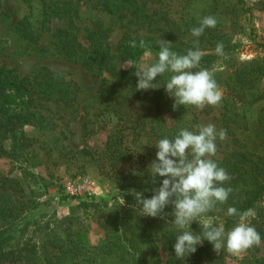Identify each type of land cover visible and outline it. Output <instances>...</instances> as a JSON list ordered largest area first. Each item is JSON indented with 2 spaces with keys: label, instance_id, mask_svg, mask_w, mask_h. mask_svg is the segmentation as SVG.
<instances>
[{
  "label": "rangeland",
  "instance_id": "374dc122",
  "mask_svg": "<svg viewBox=\"0 0 264 264\" xmlns=\"http://www.w3.org/2000/svg\"><path fill=\"white\" fill-rule=\"evenodd\" d=\"M134 1L141 8L142 15H149L154 21L158 20L157 24L166 32L170 29L169 22L178 21L181 16L202 8V18L212 16L217 20L214 28H208L213 36V44L207 46L210 50L204 51V54L215 53L218 42L223 43L224 53L229 51L228 56L218 59L209 70L213 72L223 93L218 105H206L202 110L195 106H185L186 112L178 114L180 117L177 123L170 116L166 117L165 113L158 117L153 103L143 100L135 93L134 87L138 82L136 76L135 86L128 83L127 88L124 85L114 88L115 82L106 71L97 72L84 68L60 53L56 32L67 26L61 15L51 19L49 28L39 35L37 41L30 42L20 35L16 25L20 19L33 12V8L37 17L40 4L35 2L32 8L23 0H1L0 65L14 70L20 76H30L38 68L45 67L62 73L79 88L75 101L69 105L47 100H37L32 104L29 109L39 114L42 127L26 125L23 133L34 140L28 150V162L38 176V181L44 185L39 193L43 195L40 199L46 203L39 206L37 213H49L45 218L49 224L48 230L41 238L45 240L54 237L57 241L62 239L66 244H69L68 240H72L79 248L80 255L77 260H88L85 264H165L167 259V251L159 242H156L157 246L151 243L137 246L134 242L136 239L129 237L131 245H135L134 249L123 247L119 242L111 244L117 240L122 230L126 231L128 237L135 223L157 220L166 224L169 220L167 217L161 219L140 216L139 210L134 207V196L119 191L120 174L113 168L109 170V165H105L100 158L110 134L123 136L129 159L125 161L127 165L116 167L118 171L123 170V175L132 168H149L158 151L155 143L168 138V131L173 125H176V134L171 139L181 129L198 132L200 126L210 123L215 125L217 132L226 130L224 140L217 138V152L213 159H222L226 152L234 149L238 152L264 154V131L258 122L264 111V0H244L247 12L240 9L237 0ZM81 11L82 16L76 24L79 27L77 36L87 47L85 30L97 17L86 13L85 7ZM135 20L137 24L132 23L135 26L128 25L112 34V53H115L113 48L127 29L137 31L140 36L151 34L165 37L157 26L151 27L152 30L146 33L148 30L142 19ZM126 22L127 19L123 24ZM158 51L159 49L148 48L135 63L134 75L135 66L155 63L158 60ZM114 61L118 62L119 59L115 58ZM237 71L249 75L252 80L247 84L250 103L235 108V111L246 115V120L251 125L248 131L236 129L227 119L234 106L226 98L224 83ZM108 89H112L111 96L107 94ZM82 149H87L91 155L81 153ZM8 150V141L0 137V175L17 180L28 194L26 178L21 174L19 165L7 156ZM4 199L6 197L0 198ZM123 199L125 203L121 205ZM81 201L92 203L91 207L86 210L85 207H79L72 211L71 207ZM254 210L256 216L251 219V224L260 234L262 243L240 255H233L227 250L218 254L212 249L204 264H242L246 262L244 260L264 258V197ZM214 218L217 224H223L222 218ZM104 227L113 233L106 235ZM51 240H47L46 244L52 243ZM59 244L60 242H53V246L49 245L50 252L57 253ZM30 262L37 264L39 261Z\"/></svg>",
  "mask_w": 264,
  "mask_h": 264
},
{
  "label": "trees",
  "instance_id": "16d2710c",
  "mask_svg": "<svg viewBox=\"0 0 264 264\" xmlns=\"http://www.w3.org/2000/svg\"><path fill=\"white\" fill-rule=\"evenodd\" d=\"M23 1L32 8L33 3L38 2L40 4L37 17L33 8V12L31 11L30 14L17 22V30L24 39L30 42L37 41L39 35L49 28L51 19L61 15L67 22V26L58 29L56 32L60 53L69 61L78 63L84 68L94 69L97 72L106 71L111 80L115 82L113 84L114 88L121 85L127 88L128 83L134 85L137 80L133 73L134 68H125V62L127 60L133 61L134 67L148 48L159 49L158 41L160 39L171 42V50L180 55L186 54L189 49L195 50L197 47L204 52L210 50L207 47L208 45L213 44V36L208 28L200 37H194L191 34V29L199 26L203 15L200 12H204L203 8L192 14L187 13V17L181 16L178 21L169 22L170 29L166 32L159 27L158 20L154 21L151 16L142 15L141 8L136 5L134 0ZM244 4V0H237L240 9L247 12L248 9L244 8ZM82 7L86 8V13L88 12L95 18L97 17L85 30L87 47L80 42L77 36L79 27L76 24L82 16ZM1 8L2 3L0 0V17L2 15ZM125 19L128 22L124 25ZM135 19L140 21L142 19L143 25L148 30L146 33L152 30L151 27L157 26L162 30L165 37L151 34L140 36L137 31L127 29L128 31L123 33L120 41L113 48L116 54L112 53L110 44L112 34L119 29L127 28L128 25L135 26L137 24ZM1 36L0 33V38ZM133 40L136 42V47L130 45ZM197 40L199 41L198 45L195 43ZM141 41H143V47H141ZM228 55L229 51L223 57L218 56L216 53L204 54L199 68L196 70H200V68L210 70L214 62ZM115 58H118L119 61L115 62ZM241 74V71H237L224 83L227 93L226 98L234 106L229 111L227 119L236 129L248 131L251 125L249 126L246 115L235 111L238 105L245 106L250 103L247 84L252 80L249 79V75ZM170 76L171 73L157 76L153 81L158 87L157 89L137 90L135 85L134 89L138 97L143 98V100H150L153 103L158 117L165 113L166 117L170 116V119L177 123L180 117L178 114H184L186 107L181 105L173 110L174 100L166 94L164 86ZM231 83H235V85ZM108 90L107 94L111 96L112 89ZM78 91V86L67 80L62 73L54 72L45 67L38 68L30 76H20L14 70L0 65V137L2 140L6 139L8 141L9 150L6 154L15 164L19 165L21 174L24 179L26 178L29 192L26 194L17 180L0 175V198L6 197V199L0 200V264H15L14 262L34 264L30 261L37 262V260L39 261L37 264H85L84 262H88V260H84V262L77 260L80 252L77 244L74 245L72 240H68L69 244H66L62 239L57 241L54 237L50 238L52 243L60 242L56 250L57 253H51L49 245H52V243L46 244V241L50 239L43 240L41 238L44 235L43 233L48 230L49 224L45 221V218L49 213H37L39 206L46 203V201L40 199L43 195L39 193L44 189V185L38 181V176L28 162L30 160L28 150L34 140L23 133V128L26 125L42 127V119L38 118L39 114L35 110L29 109L37 100L54 101L69 105L75 101ZM258 122L260 128L264 131V111ZM175 129L176 125L170 128L167 134L168 138L171 139L175 136ZM80 152L91 155L87 149H82ZM128 157L123 136L110 134L107 137L105 149L100 158L105 165H109V170L113 168L115 172L120 174L121 185L119 191L130 193L129 190L135 189L142 192L144 198H151L155 194L154 190L160 187L164 177H157L155 183H153L148 168L143 166L138 169H129L123 175V170L118 171L116 167L127 165L125 161L129 159ZM213 160L217 162L218 166L226 169L230 176V180L222 186L231 187L233 191L226 203L217 204L218 210H213L207 215L222 218L227 232L238 223L239 219L238 216L226 215L229 207H235L238 212L242 213L249 208L256 209L258 203L264 197V154L248 151L238 152L234 149L226 152L222 159ZM91 204L81 201L78 205L72 206L71 210L74 211L79 207H85L84 210H86L91 207ZM164 211L169 214L167 216L169 223L163 224L157 222V220L135 223V225H132V231L129 232L128 237L126 231L122 230L117 240L111 244L119 242L124 245L123 247L134 249L135 245H131L129 237L136 239L134 242L137 246L148 243L156 245V242H159L167 251L165 264H204L205 259L211 255L213 249V245L207 240L197 245L196 252L189 254L184 259L175 257V238L181 232L170 224L174 219L171 215L173 206L169 204ZM104 228L106 229V235L113 233L107 227ZM191 230L196 234H200L201 227L194 221L191 224ZM41 241L42 243H40ZM107 254L111 255L110 253ZM120 259L122 258L120 257ZM244 261L246 262H242V264H264V258ZM91 264L96 263L92 262Z\"/></svg>",
  "mask_w": 264,
  "mask_h": 264
},
{
  "label": "clouds",
  "instance_id": "9594fccd",
  "mask_svg": "<svg viewBox=\"0 0 264 264\" xmlns=\"http://www.w3.org/2000/svg\"><path fill=\"white\" fill-rule=\"evenodd\" d=\"M216 24L214 17H203L199 26L191 29V34L200 37L206 28H214ZM195 43L198 45L199 41ZM130 45L136 47V42L133 40ZM171 45V42L160 39L158 60L135 66V76L138 78L136 89H157L153 83L156 77L171 72L164 86L166 93L174 100L173 110L181 105L195 106L201 110L206 105H218L223 93L213 72L205 68L192 71L199 68L204 52L197 47L180 55L171 50ZM223 49V43L218 42L215 53L223 57ZM125 67L133 68V61L127 60ZM226 135V130L217 132L215 125L210 123L200 126L198 132L181 129L174 139L158 140L155 143L158 149L156 159L150 163L148 171L153 183L157 177H164L160 187L154 190L151 198H144L143 193L135 189L129 190L135 198L134 207L139 210L140 216L165 219L169 215L164 211L166 206H173L171 215L174 219L170 224L181 232L174 244L177 259L195 253L196 246L205 240L213 245V250L218 254L227 250L233 255L243 254L262 243L260 234L251 224V219L256 216L254 209L249 208L241 213L235 207H229L226 215L238 216L239 219L227 232L222 223L217 224L216 218L207 215L218 210L217 204L226 203L233 191L231 187L222 186L230 180V176L212 159L217 152V138L224 140ZM124 203L123 199L121 205ZM194 221L201 225L200 234L191 230Z\"/></svg>",
  "mask_w": 264,
  "mask_h": 264
}]
</instances>
